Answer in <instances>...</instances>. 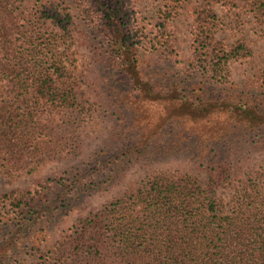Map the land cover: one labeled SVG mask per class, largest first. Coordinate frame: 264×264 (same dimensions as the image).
Wrapping results in <instances>:
<instances>
[{"label": "rangeland", "instance_id": "374dc122", "mask_svg": "<svg viewBox=\"0 0 264 264\" xmlns=\"http://www.w3.org/2000/svg\"><path fill=\"white\" fill-rule=\"evenodd\" d=\"M106 1L20 0L5 9L6 1L0 0L2 61L16 63V78L55 59L66 72L62 85L69 92L64 108L57 109L64 120L47 123L45 152L14 179L5 176L0 163V196L46 184L35 208L0 214L5 264H43L50 260L48 246L60 240L70 256L68 235L81 234L84 219L159 171L189 176L207 187L214 164L195 158V137L222 135L219 144L232 155L227 163L252 174L264 169V0H114L123 21L110 17ZM47 2L55 17L43 12ZM205 3L218 16L216 36L228 46L243 44L248 54L230 59L217 79L196 71L187 82L182 76L177 80L175 73L190 70L192 7ZM129 28L141 43L129 40V57L139 55V61L125 71L114 57L126 45L118 48L122 41L116 44L114 35L122 38ZM168 33L177 63L151 47V40ZM11 88L12 96L0 101V133L6 124L3 106L14 107L18 94L16 86ZM200 94L219 103L205 104L197 99ZM243 116H256L255 125L239 121ZM248 177L239 176L237 184ZM233 192L217 189L226 202ZM86 257L82 252L73 261L90 264Z\"/></svg>", "mask_w": 264, "mask_h": 264}, {"label": "trees", "instance_id": "16d2710c", "mask_svg": "<svg viewBox=\"0 0 264 264\" xmlns=\"http://www.w3.org/2000/svg\"><path fill=\"white\" fill-rule=\"evenodd\" d=\"M5 1L6 9L20 0ZM106 2V7L110 6V17L123 21L119 17L122 12L119 4L114 0ZM42 4L46 15L56 16L51 13L54 9L51 3L52 7L48 2ZM192 19L190 70L183 71V75L175 73L173 78L179 80L182 76L187 82L198 71L201 76L217 79L223 76V67L230 59L248 54L243 44L228 46L216 36L218 16L211 3L193 6ZM132 32L129 28L122 38L114 35L116 44L122 41L118 48L126 45L121 54L114 57L115 65L125 71L132 70V63L139 61V55L129 57L132 50V46L127 45L129 40L141 43ZM171 38L169 33L154 38L150 41L151 47L177 63L179 54ZM49 64L28 68L27 75L18 73L16 79V63L11 59L2 61L0 57V101L2 96H12L11 85L18 88V94L13 96L15 106L5 105L1 113L6 124L4 132L0 133V163L1 170L10 179L18 177L30 160L45 152L49 136L47 123L65 118L63 110L57 109H63L69 98V92L62 85L66 72L55 59ZM9 76L17 82L8 81ZM174 97L175 94L171 98ZM201 98V94L197 95L198 100ZM201 100L208 105L219 103L212 98ZM220 104L227 106L224 102ZM255 119L256 116H243L239 121L255 125ZM222 138V135L200 141L194 138L195 158L214 164L207 187L189 176L159 171L135 190L92 212L83 220L81 234L68 235V252L75 257H67L60 240L59 245L57 241L48 246L50 260L43 264H77L78 261L73 260L82 252H88L86 258L90 264H264V169L252 174L236 162L227 163L232 155L226 145L219 144ZM261 138L264 139V135ZM245 174H249L248 179H241L237 184V178ZM39 185L34 191L2 194L0 214L7 217L18 210L26 212L35 208L41 200L38 197L42 198L46 189V184ZM219 187L233 189L230 201L218 195ZM1 258L0 264H5Z\"/></svg>", "mask_w": 264, "mask_h": 264}]
</instances>
